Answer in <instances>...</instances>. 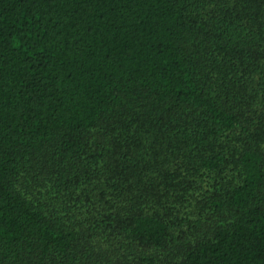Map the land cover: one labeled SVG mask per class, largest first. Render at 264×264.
<instances>
[{"label": "trees", "instance_id": "16d2710c", "mask_svg": "<svg viewBox=\"0 0 264 264\" xmlns=\"http://www.w3.org/2000/svg\"><path fill=\"white\" fill-rule=\"evenodd\" d=\"M0 264H264V0H0Z\"/></svg>", "mask_w": 264, "mask_h": 264}]
</instances>
